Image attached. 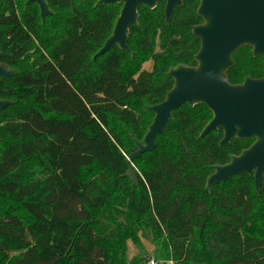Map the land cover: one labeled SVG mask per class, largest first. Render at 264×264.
Returning a JSON list of instances; mask_svg holds the SVG:
<instances>
[{"label":"trees","instance_id":"trees-1","mask_svg":"<svg viewBox=\"0 0 264 264\" xmlns=\"http://www.w3.org/2000/svg\"><path fill=\"white\" fill-rule=\"evenodd\" d=\"M0 0V264H141L126 262L127 242L148 232L174 264H264V182L257 195L246 174L206 189L212 167L228 164L252 141L219 146L222 131L199 140L212 119L202 105L173 113L152 152L133 162L173 86L177 65L195 67L202 23L199 0H183L166 24L165 0L139 7L128 48L93 56L111 36L121 4ZM159 52H156V42ZM232 85L264 77V56L250 47L232 57ZM152 62L151 71L142 70Z\"/></svg>","mask_w":264,"mask_h":264},{"label":"water","instance_id":"water-1","mask_svg":"<svg viewBox=\"0 0 264 264\" xmlns=\"http://www.w3.org/2000/svg\"><path fill=\"white\" fill-rule=\"evenodd\" d=\"M84 3L85 0H79ZM161 0H99L95 7L106 4H121L120 14L111 36L93 56H103L115 46L122 52L133 54L128 48L130 27L137 26L138 9L157 7ZM36 4L42 21L53 16L45 0H27L25 8ZM183 0H165L164 16L169 24ZM202 23L192 28L193 36L199 38L200 47L194 56L195 67L177 65L170 68L166 77L173 81L164 100L146 110L154 117L142 141L133 140L136 150L127 159L128 170L124 177L137 185L138 178L133 162L155 148L156 137H164L165 130L173 119V113L187 104L189 107L205 106L212 119L206 124L198 139L212 132L222 131L219 146H228L231 141H250L253 144L238 156H232L228 164L212 167L206 189L224 184L239 175L253 173L254 188L260 194L264 180V77H247L242 84H230L227 72L233 68V55L242 47H250L252 56H264V0H199L196 11ZM1 56V52H0ZM16 71L0 64V79H10ZM10 101L0 100V113Z\"/></svg>","mask_w":264,"mask_h":264},{"label":"rangeland","instance_id":"rangeland-1","mask_svg":"<svg viewBox=\"0 0 264 264\" xmlns=\"http://www.w3.org/2000/svg\"><path fill=\"white\" fill-rule=\"evenodd\" d=\"M158 41L156 42L155 50L159 52ZM144 71H151L152 62H146L143 67ZM148 258H157L160 257V248L153 240L152 236L148 232H144L140 235L139 243L135 244L131 241L127 242V250L125 253V260L128 263H131L133 259L139 260V263L148 259Z\"/></svg>","mask_w":264,"mask_h":264},{"label":"built area","instance_id":"built-area-1","mask_svg":"<svg viewBox=\"0 0 264 264\" xmlns=\"http://www.w3.org/2000/svg\"><path fill=\"white\" fill-rule=\"evenodd\" d=\"M141 264H174V261L172 259L162 260L157 258H148Z\"/></svg>","mask_w":264,"mask_h":264},{"label":"flooded vegetation","instance_id":"flooded-vegetation-1","mask_svg":"<svg viewBox=\"0 0 264 264\" xmlns=\"http://www.w3.org/2000/svg\"><path fill=\"white\" fill-rule=\"evenodd\" d=\"M35 5H36V4H35ZM36 6H37V5H36ZM37 7H38V6H37ZM38 9H39V8H38ZM41 21H42V20H41ZM222 137H223V136H222ZM250 141H252V144H253L254 141H253V140H250ZM252 144H251V145H252ZM251 145H250V146H251ZM250 146H249V147H250ZM249 147H248V148H249ZM248 148H247V149H248ZM245 150H246V149H245ZM243 151H244V150H243ZM241 152H242V151H241ZM240 154H241V153H240ZM240 154H238V155H240ZM238 155H235V156H238ZM232 156H234V155H232ZM232 156H231V157H232ZM231 157H230V158H231ZM228 163H229V162H228ZM248 176H249V175H248ZM250 176H252V178H253V173H252ZM263 182H264V180H263L262 183H261V188H262V184H263ZM253 185H254V178H253ZM261 188H260V193H261ZM259 195H260V194H259Z\"/></svg>","mask_w":264,"mask_h":264}]
</instances>
